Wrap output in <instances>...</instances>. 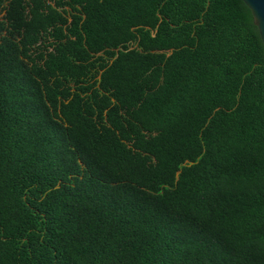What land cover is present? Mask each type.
Returning <instances> with one entry per match:
<instances>
[{"label": "trees", "instance_id": "trees-1", "mask_svg": "<svg viewBox=\"0 0 264 264\" xmlns=\"http://www.w3.org/2000/svg\"><path fill=\"white\" fill-rule=\"evenodd\" d=\"M0 264H264V51L242 0H0Z\"/></svg>", "mask_w": 264, "mask_h": 264}, {"label": "water", "instance_id": "water-1", "mask_svg": "<svg viewBox=\"0 0 264 264\" xmlns=\"http://www.w3.org/2000/svg\"><path fill=\"white\" fill-rule=\"evenodd\" d=\"M249 8L256 25L264 51V0H242Z\"/></svg>", "mask_w": 264, "mask_h": 264}, {"label": "rangeland", "instance_id": "rangeland-1", "mask_svg": "<svg viewBox=\"0 0 264 264\" xmlns=\"http://www.w3.org/2000/svg\"><path fill=\"white\" fill-rule=\"evenodd\" d=\"M2 15V12L0 13V16Z\"/></svg>", "mask_w": 264, "mask_h": 264}]
</instances>
